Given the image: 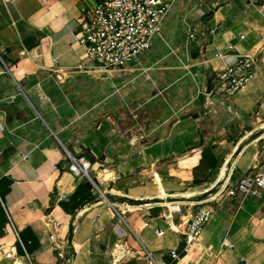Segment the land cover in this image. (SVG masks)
I'll list each match as a JSON object with an SVG mask.
<instances>
[{"label":"crops","instance_id":"crops-1","mask_svg":"<svg viewBox=\"0 0 264 264\" xmlns=\"http://www.w3.org/2000/svg\"><path fill=\"white\" fill-rule=\"evenodd\" d=\"M81 5L0 0V264H264V187L207 201L264 173V0H173L123 79L75 45ZM243 55L253 79L227 97L216 73Z\"/></svg>","mask_w":264,"mask_h":264},{"label":"built area","instance_id":"built-area-1","mask_svg":"<svg viewBox=\"0 0 264 264\" xmlns=\"http://www.w3.org/2000/svg\"><path fill=\"white\" fill-rule=\"evenodd\" d=\"M40 1L46 3L48 0ZM81 1L75 45L82 50L86 62L99 64L106 70L121 72L135 69L149 51L151 44L157 39L162 40L163 22L173 2V0H99L92 3H89L91 0ZM194 38V34L189 33L187 43ZM215 56L222 58L220 52ZM252 64L253 58L250 55H243L216 73L227 97H234L252 81ZM66 155L70 173L75 176L82 175L92 181L88 174L89 163L85 158L73 156L67 151ZM252 170L253 167L248 166L239 180L223 185L218 193L209 197L207 201L242 199L262 189L264 173ZM94 186L98 190L95 184ZM100 195L104 198V195L101 193ZM166 209L167 213L164 216L166 219L177 211L175 205H168ZM115 213L118 214L117 211ZM211 217L212 210L201 205L184 221L182 234L185 248L197 241ZM58 227L59 223L55 221L53 229L57 231ZM155 234L160 237L164 230L156 229ZM49 239L53 242L56 240L53 232L49 234ZM170 254L174 258L177 257L174 250ZM147 256L150 257V254L147 253Z\"/></svg>","mask_w":264,"mask_h":264},{"label":"water","instance_id":"water-1","mask_svg":"<svg viewBox=\"0 0 264 264\" xmlns=\"http://www.w3.org/2000/svg\"><path fill=\"white\" fill-rule=\"evenodd\" d=\"M105 200L108 201V202H114L113 198H110V197H105ZM71 238H72V227L69 226L68 227V241L70 242L71 241Z\"/></svg>","mask_w":264,"mask_h":264},{"label":"rangeland","instance_id":"rangeland-1","mask_svg":"<svg viewBox=\"0 0 264 264\" xmlns=\"http://www.w3.org/2000/svg\"><path fill=\"white\" fill-rule=\"evenodd\" d=\"M143 58V57H142ZM134 70V69H133ZM135 70H136V67H135ZM134 70V71H135ZM130 71H132V70H128V72H126V74H125V72H118V73H116V71H115V74H118L117 76H119V78H121V79H123L125 76H128V75H130L131 73H133V72H130ZM130 79H132V77L130 78Z\"/></svg>","mask_w":264,"mask_h":264},{"label":"bare ground","instance_id":"bare-ground-1","mask_svg":"<svg viewBox=\"0 0 264 264\" xmlns=\"http://www.w3.org/2000/svg\"><path fill=\"white\" fill-rule=\"evenodd\" d=\"M224 173V172H223Z\"/></svg>","mask_w":264,"mask_h":264}]
</instances>
